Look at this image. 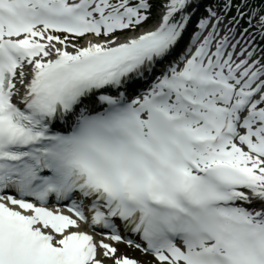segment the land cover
Instances as JSON below:
<instances>
[{"label": "snow or ice", "instance_id": "6c2138e0", "mask_svg": "<svg viewBox=\"0 0 264 264\" xmlns=\"http://www.w3.org/2000/svg\"><path fill=\"white\" fill-rule=\"evenodd\" d=\"M0 264H264V0H0Z\"/></svg>", "mask_w": 264, "mask_h": 264}, {"label": "bare ground", "instance_id": "6f19581e", "mask_svg": "<svg viewBox=\"0 0 264 264\" xmlns=\"http://www.w3.org/2000/svg\"><path fill=\"white\" fill-rule=\"evenodd\" d=\"M128 251L131 253V254H133V255H135V256H141V253L139 252V251H133L132 249H128ZM141 258H143V257H141Z\"/></svg>", "mask_w": 264, "mask_h": 264}]
</instances>
